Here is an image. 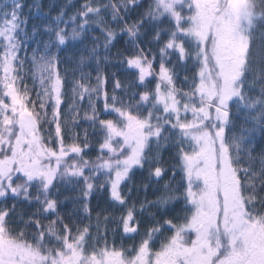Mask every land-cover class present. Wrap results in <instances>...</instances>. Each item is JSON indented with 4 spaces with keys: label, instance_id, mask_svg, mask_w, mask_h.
Wrapping results in <instances>:
<instances>
[{
    "label": "snow or ice",
    "instance_id": "1",
    "mask_svg": "<svg viewBox=\"0 0 264 264\" xmlns=\"http://www.w3.org/2000/svg\"><path fill=\"white\" fill-rule=\"evenodd\" d=\"M0 264H264V0H0Z\"/></svg>",
    "mask_w": 264,
    "mask_h": 264
}]
</instances>
